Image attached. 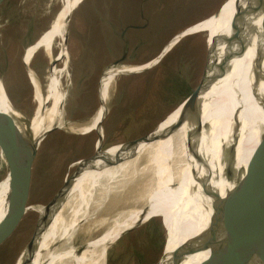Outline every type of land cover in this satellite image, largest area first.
Returning <instances> with one entry per match:
<instances>
[{"label": "rangeland", "instance_id": "obj_1", "mask_svg": "<svg viewBox=\"0 0 264 264\" xmlns=\"http://www.w3.org/2000/svg\"><path fill=\"white\" fill-rule=\"evenodd\" d=\"M222 1L81 0L67 16L62 44L58 37L53 42L52 56L57 54L62 59L51 66V57L43 49L30 55L28 53L49 31L62 0H6L1 4L0 76L10 100L23 115V121L28 122L37 108L33 95L36 80L44 95L52 67L58 70V90L65 96L62 111L67 124L48 133L35 154L30 205L39 207L46 203L73 169L70 164L93 154L98 128L96 122L91 124L90 121L100 104L97 88L104 70L118 60L125 66L148 61L174 34L213 12ZM243 8L242 3L238 9ZM236 9L212 16L205 23H199L190 33L209 31V38L228 35L232 31L230 22ZM203 38L201 34L182 40L149 70L116 77L112 81L105 100L107 114L102 123V149L147 133L175 106L174 98L170 100V95L177 71L186 77L187 87L190 83L192 86L197 83L204 54ZM225 48V45L219 47L218 58ZM101 95L105 99L102 90ZM179 110L180 107L164 121L159 132L177 121ZM164 138L140 143L135 152H125V160L115 166L101 170L87 169L84 174H79L59 210L52 214V220L61 214L66 218L96 197L108 195L110 188L142 163ZM118 150L106 154L113 156ZM100 164V160L95 162L97 166ZM6 172L7 167L0 157V183L7 178H4ZM142 190L139 192L131 185H123L122 198H126V203L116 206V202L109 204L107 200L91 202L79 215L75 245L81 246L87 238L92 239L110 231L131 210L145 205ZM155 216L165 217L168 226L165 245L160 218L150 217L113 241L103 264L156 263L161 257L163 245L164 251L165 248L166 252L168 250L170 226L164 210L152 217ZM36 217L37 212L29 209L14 234L0 245V264H15L32 236Z\"/></svg>", "mask_w": 264, "mask_h": 264}, {"label": "bare ground", "instance_id": "obj_2", "mask_svg": "<svg viewBox=\"0 0 264 264\" xmlns=\"http://www.w3.org/2000/svg\"><path fill=\"white\" fill-rule=\"evenodd\" d=\"M79 1L81 0H62L58 13L49 25V31L28 55L43 49L46 55L51 57L50 66L53 62L62 59L56 56L57 54L52 56V45L57 37L62 44L67 16ZM226 1L220 8L219 14L238 8L242 3L244 7L247 6L245 0ZM210 18L199 22L200 25ZM199 23L189 27L186 33L198 27ZM244 24L249 36L248 43L232 60L226 74L213 82L200 96L201 131L194 136V125L183 123L166 136L132 172L112 186L108 195L100 197L109 204L116 202L114 206L126 203V198H122L123 185H131L136 191L140 192L143 189V196L147 193L144 197L145 205L131 210L110 231L92 240L87 241V238L85 249L81 252V246H76L74 242L79 233L75 230V223L85 208L66 218L62 214L54 216L53 220L50 217L37 233L31 236L15 264H103L106 247L121 231L139 221L144 213L145 221L161 210L166 212L170 226V239L165 254L183 245L187 250V256L179 264H208L214 253L218 252L227 240V232L223 230L224 219L217 207L230 196L247 173L246 206L249 204L254 218L252 217V222L249 221L251 219L246 216L245 206L243 233L235 264L241 262L247 246L264 226V167L262 166L264 143L261 141L264 139V17L260 14L255 17L249 15L245 18ZM250 27L255 31L249 35ZM226 51L227 46L223 54ZM54 69V67L49 69L47 90L44 95L41 94L35 77L33 95L37 108L27 124L21 123L22 114L10 100L0 76V113L14 115L21 125L20 132L24 138V134L29 130L31 134L29 138H25L28 142L40 140L54 126L64 127L67 124L63 120L62 111L65 96L58 90L60 86L58 70ZM137 69L138 67L123 66L121 70L117 68L106 70L100 87L105 99L102 95L101 98L106 100L115 73ZM177 110L178 108L171 111L160 122L159 129ZM103 112L104 107L99 106L90 121L91 124L92 122L98 124ZM18 143L19 137L14 140L13 152L21 157ZM118 148L119 145H112L106 153ZM6 176L7 174L4 178ZM8 183V176L0 183V219L7 209ZM109 196L111 198L108 199ZM137 203L139 204L138 201ZM169 214H175V217L170 219ZM248 221L255 227L249 240L246 241L251 231V228L247 227ZM214 228L216 233H210L209 230ZM197 237L200 242L206 244V247L201 248L200 251L194 248V240ZM29 245L30 248L32 245L30 251L27 249ZM251 264H264V260H253Z\"/></svg>", "mask_w": 264, "mask_h": 264}, {"label": "water", "instance_id": "obj_3", "mask_svg": "<svg viewBox=\"0 0 264 264\" xmlns=\"http://www.w3.org/2000/svg\"><path fill=\"white\" fill-rule=\"evenodd\" d=\"M6 0H0L1 4ZM247 6L243 9H236L235 14L232 15V19L230 22V27L232 31L228 35H218L212 38H209V31H198L193 33H186V30L205 19L210 18L212 15L218 16L220 8L225 3L223 0L218 7L205 16L204 18L198 20L197 22L183 28L181 31L174 34L160 49V51L148 61L136 64L125 66L121 65L119 60L115 61L109 68H117L121 70V67H138L135 71H120L119 73H115L114 79L116 77L131 75L134 73H139L145 70H149L153 66L157 65L180 41L191 39L196 35H204L202 41V47L204 48V54L202 55V65L200 68L201 71L199 73V79L197 83L192 86V83L189 86H186L185 80L186 77L180 72L177 71L176 76L173 78V82L171 85V95L170 100L174 98L175 106L147 133L131 139L129 141L118 143L114 145H119V150L113 155L109 156L105 154L111 146H108L102 149L103 143V131H102V123L107 114V105L105 104V100L101 98V79L106 74V70L102 73L101 77L98 81V98L100 101L99 106L104 107V112L97 124V132L98 136L94 144V152L93 154L77 159L73 161L70 166H72V170L66 174L63 183L59 187V189L54 193V195L44 204L39 207H33L29 204V193H30V182H31V173H32V165L35 158V154L40 142L43 138L57 128H62L58 126H54L49 129L40 140L31 142L26 141L25 138H29L28 136L31 134L28 131L24 134L25 138L22 136L20 129L21 125L14 117V115L9 113H0V157L4 161L7 167V176L9 178L8 183V194H7V209L3 219L0 221V245L8 240L17 228L20 226L22 220L24 219L26 213L29 209H33L37 212V217L34 222V228L32 230V235L36 234L37 231L44 225V223L50 219L53 213L59 210L60 204L65 201L66 194L70 187L73 184V180L79 176L86 169H96L101 170L106 167L115 166L125 159V152H135L137 146L140 143H149L155 141L159 138H164L173 133L177 128H179L183 123H189L194 125L193 135L196 136L202 129L201 123V99L200 96L203 92H205L213 82L223 77L226 72L230 68V64L233 59H235L241 51L244 49L246 43H248V35L246 29V24H244L245 18L247 16L255 17L258 14L264 17V0H245ZM73 9L71 10L72 13ZM70 13V14H71ZM253 27H250L248 30L249 35L252 34L255 30ZM227 46V51L221 58L217 57V53L219 52V47ZM176 98V99H175ZM173 101V100H172ZM179 115L177 121L166 128L163 131L159 132V124L163 119L175 109L179 108ZM18 110V109H17ZM19 111V110H18ZM20 112V111H19ZM21 113V112H20ZM23 117V115H22ZM29 121V120H28ZM21 123L27 124L28 122L23 121L21 119ZM19 137V149H21V157L13 152V143L15 138ZM18 140V139H17ZM40 141V142H39ZM264 143V139L261 140ZM264 145V144H263ZM262 152V166L264 167V147ZM133 155L132 157H134ZM100 160L102 164L95 165V162ZM228 162V161H227ZM247 173L242 177V179L235 186L236 188L231 192L230 196L224 200V202L218 205V210L223 216L224 226L223 230L227 233V240L223 247H221L218 252L214 253L212 259L208 264H235V261L238 257V247L240 244V238L243 233L242 221L244 218L243 208L246 206L248 195H247ZM143 192V190H142ZM147 194V193H146ZM144 194L143 197L146 196ZM100 198V197H99ZM92 200V203H95L99 200H103L102 198ZM105 202V201H104ZM107 202V201H106ZM91 202L85 206L84 208H88ZM82 209V208H81ZM83 210V209H82ZM246 216L251 219L249 221L252 222V217L254 218L253 212L249 206V204L245 208ZM143 217H145V213L140 217L139 221L135 222L132 226L127 229L121 231L115 239H113L108 246L106 247L108 250L109 245L120 238L124 234L129 233L130 230L135 228L139 223L143 222ZM160 218L161 226L165 232V241L167 239L168 234V226L165 222V217L163 216H155L152 218ZM170 219L175 217V214H169ZM247 222L248 229L251 228L249 234L247 235V240H249L254 225L251 226L250 222ZM78 221L75 223V228H77ZM256 225V224H255ZM257 226V225H256ZM210 233H216V229H210ZM105 233V232H104ZM98 237V236H97ZM96 238V237H95ZM94 239V238H92ZM88 239V240H92ZM87 240V241H88ZM86 241V242H87ZM85 242V243H86ZM85 243L81 245L80 252L85 249ZM31 244V243H30ZM195 249L200 251L206 247L205 243L200 242L197 237L194 240ZM164 245L162 249V254L159 260H157L154 264H179L186 256L187 250L185 246L181 245L175 251L165 254ZM246 252L239 264H251L253 260L263 261L264 260V226L259 231L257 236L251 241V243L247 246ZM32 248V245H31ZM30 245L28 246V251H30ZM202 248V249H201ZM107 250L105 254H107ZM194 250V249H193ZM101 264V263H100Z\"/></svg>", "mask_w": 264, "mask_h": 264}]
</instances>
